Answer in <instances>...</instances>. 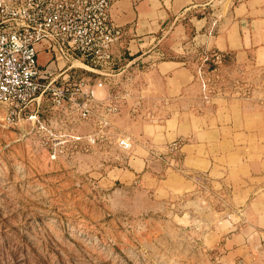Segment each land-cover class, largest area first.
Segmentation results:
<instances>
[{"label": "rangeland", "instance_id": "374dc122", "mask_svg": "<svg viewBox=\"0 0 264 264\" xmlns=\"http://www.w3.org/2000/svg\"><path fill=\"white\" fill-rule=\"evenodd\" d=\"M47 56L40 51L39 63ZM80 62L74 60L67 72L93 89L102 82L89 118L67 102L54 105L46 96L38 107L31 103L16 124L5 122L0 108V264H264V245L242 242L245 216L242 210L233 211L232 205L240 200L229 196L227 183L213 186L196 179L186 194L175 192L165 204L152 203L154 197L164 200L169 172L181 170V153L153 156L148 173L152 185L142 195L135 136L143 133L140 123L162 125L163 118L151 112L156 120L152 121L146 116L148 109L134 110V76L113 75L116 70L100 76ZM62 63L54 75L65 68ZM209 77L216 89L213 98L264 95L259 77L248 81L223 63ZM198 95L197 87L190 85L188 106L200 105ZM147 97L142 104L151 109L154 103ZM107 103L117 106L114 114L104 112ZM34 110L47 132L28 133L27 114ZM101 115L111 123L106 139L87 150L82 148L84 140L78 144L70 140L91 134ZM119 135L130 137L131 149L116 144ZM64 139H68L62 144L64 152L51 160L52 144ZM168 143L159 149L164 151Z\"/></svg>", "mask_w": 264, "mask_h": 264}, {"label": "crops", "instance_id": "0c3cea01", "mask_svg": "<svg viewBox=\"0 0 264 264\" xmlns=\"http://www.w3.org/2000/svg\"><path fill=\"white\" fill-rule=\"evenodd\" d=\"M109 14L122 30L112 47V60L81 63L100 76L112 75L108 70L134 76L135 107L163 118L162 125L139 122L143 133L135 136L142 195L152 185L153 156L165 151L159 149L164 144L183 138L181 170L169 172L164 200L154 197L152 203L162 205L176 193L186 194L196 179L213 186L227 183L229 196L240 200L232 205L233 211L242 210L245 216L242 242L264 245V95L231 100L217 96L205 103L195 73L198 53L214 49L223 54V67L229 72L248 81L259 77L264 84V0H111ZM48 58L39 67H48ZM68 70L59 74V83L80 79ZM97 83L101 86H93L94 95L102 87ZM190 85L199 94L200 105L193 108L188 106ZM144 95L152 99L151 109L143 106Z\"/></svg>", "mask_w": 264, "mask_h": 264}, {"label": "built area", "instance_id": "2783aa9c", "mask_svg": "<svg viewBox=\"0 0 264 264\" xmlns=\"http://www.w3.org/2000/svg\"><path fill=\"white\" fill-rule=\"evenodd\" d=\"M110 7L111 0H0V108L4 111L5 122L19 123L20 115L31 103H39L43 96L56 106L67 102L83 118L92 115L94 89L81 78L57 83L59 74L54 75V69L59 62H63L61 68L69 69L74 60L89 59L97 64H107L112 60V47L122 36V30L110 19ZM207 34L211 35L212 29ZM40 51L49 55L48 67H39ZM223 58L218 50L199 52L195 73L205 103L212 101V93L216 91L209 74L219 70ZM243 90L247 91V87ZM116 111L115 104L104 106L106 114ZM146 116L156 121L151 112ZM27 119L31 123L28 133L34 129L39 133L48 131L38 120L36 111L28 113ZM110 126L109 119L101 115L91 134L84 139L79 135L72 136L70 140L76 144L84 140L82 148L87 150L88 146L108 137ZM67 140H57L52 144L51 160L64 152L62 144ZM185 141L178 138L169 142L163 155H178ZM115 142L125 150L131 149L133 144L125 135H119ZM41 143L46 146L48 140L43 137ZM163 155L159 154L158 158H163Z\"/></svg>", "mask_w": 264, "mask_h": 264}, {"label": "bare ground", "instance_id": "6f19581e", "mask_svg": "<svg viewBox=\"0 0 264 264\" xmlns=\"http://www.w3.org/2000/svg\"><path fill=\"white\" fill-rule=\"evenodd\" d=\"M81 63V62H80Z\"/></svg>", "mask_w": 264, "mask_h": 264}]
</instances>
